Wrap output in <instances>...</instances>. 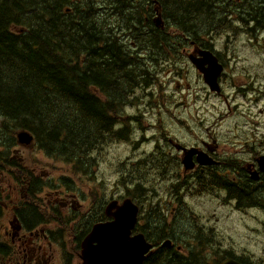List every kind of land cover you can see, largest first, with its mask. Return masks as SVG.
<instances>
[{"label":"trees","instance_id":"16d2710c","mask_svg":"<svg viewBox=\"0 0 264 264\" xmlns=\"http://www.w3.org/2000/svg\"><path fill=\"white\" fill-rule=\"evenodd\" d=\"M102 1L0 0V130L31 133L36 147L48 157L71 166L73 173L86 175L95 169L94 151L129 140V125L133 120L140 124L139 113L129 115L127 108L140 104L135 89L156 81L158 61L179 60L194 45L214 49L213 40L221 29L231 27L227 18L237 10L228 0H157L164 15V28L159 29L150 8L134 7L140 8L136 26L125 20L130 0ZM129 28L131 37L126 32ZM150 104L158 107V97ZM1 142L7 145L6 135ZM169 156L163 147L158 157L155 146L150 159L152 180L167 177L168 169L174 168ZM145 165L141 160L127 172L122 165L118 169L117 180L130 185L136 203L152 193L150 182L137 180L142 174L136 168ZM42 187L38 184L36 190ZM152 222L150 234L161 237L163 230L155 229ZM196 231L200 242L207 243L208 236ZM5 248L0 245V262L7 263ZM205 258L192 253L183 257L165 248L153 251L143 264L220 261Z\"/></svg>","mask_w":264,"mask_h":264},{"label":"flooded vegetation","instance_id":"af4514ba","mask_svg":"<svg viewBox=\"0 0 264 264\" xmlns=\"http://www.w3.org/2000/svg\"><path fill=\"white\" fill-rule=\"evenodd\" d=\"M103 2L95 0L96 4ZM130 2L132 6L128 8L127 12L129 18L125 20L136 26L139 21L135 14L140 8L134 7H145V10L150 8L152 18L156 15L154 9L158 10L155 0H130ZM228 2L231 8L236 7L238 10L234 16L227 18L229 22L237 26L241 38L251 45L257 44L258 34L264 35V0H228ZM146 19L147 12L145 22ZM126 32L131 37L132 29H126ZM203 53L211 54L221 67V72L216 80L217 91L210 90L204 82L202 71L190 59L192 57L193 60L200 61V68L207 69L209 68L208 64L202 61ZM227 54L225 44L219 50L200 49L194 45L187 54L188 86L190 87V81L192 84L199 83L207 95L213 96L215 101L225 106L227 118L232 113L234 116H238L240 126L235 125L233 130L218 139L216 130L202 128L199 124L198 133L192 131L195 138L192 144L187 145L176 142V140H168L169 147L165 148L173 161L171 162L174 166L173 169L177 171H175L174 178H161L158 175V181L165 183L166 187L168 184L173 185L171 191L166 192L168 204L176 202L178 205L177 209L174 208L176 217L173 220L172 229H213L212 227L206 228V224L203 222L202 226L197 223L188 226V218L196 216L193 211L188 209L189 202L185 200L186 197L191 201L197 197H203L207 206H211L214 201L225 205L221 208L233 212L240 224L244 223L243 218L247 220L253 212L259 213L261 217L259 224L261 229L264 228V86L259 84L258 87L252 88L249 83H246L244 84L246 87H244L240 82L228 79L227 68L231 69V67H227V57H232V55ZM230 104L234 108L233 111ZM133 123L137 125L134 120ZM1 137L2 132L0 131V220L6 222L7 226L3 229L5 240L2 238L0 245L6 246L4 252L11 253V256L5 260L7 263L13 262V264H82L81 243L95 224L112 222L122 203L126 199H133L129 193L130 185L118 181L114 187L122 189L121 195L116 198L112 197L105 203L99 204L95 210L90 209L89 212L81 215L77 211L80 200L76 193H62L60 189V193L54 196L51 194L52 189L48 188L43 197H39V199L35 197L36 188L32 189L36 185L37 179L40 180L34 175L35 168H31L25 163L19 155V150L6 149L2 145ZM188 150L191 153L192 168L186 171L183 169L182 161L187 156ZM162 151L163 149L158 147V157ZM3 152L10 153L6 157V162L4 161L5 157H1ZM197 157L204 162V165L198 163ZM13 161L15 162L13 163ZM91 195L98 194L91 191ZM159 195L158 193V197ZM3 196L6 198L5 200L2 199ZM248 196L255 197V200H248ZM48 197H52L53 200L48 201L47 208H43V213L39 215L38 208L42 203H45ZM138 206L140 207V205ZM182 207L183 213H186L187 217L182 215ZM140 219L149 220L140 223ZM151 220L148 214L140 213L139 209L134 229L135 232H137L136 230L142 232L143 229L148 233L147 239L152 243L153 249L165 248L166 246L160 245L161 242L169 241L174 242L173 244L177 245L180 250L191 252L193 243L182 244L187 238L182 239L179 234L172 236L171 233L170 236H166L165 240H159L158 236L150 234L149 223ZM214 220L217 219L214 218ZM158 229L163 228L158 225ZM209 231L212 232L211 236H214V232ZM176 237L179 239L178 241L175 239ZM198 240L202 239L198 237ZM197 243L201 246L205 245V243ZM204 248L219 249V247L213 249L210 246H204ZM2 250L0 249V251ZM214 258V260L217 259V257Z\"/></svg>","mask_w":264,"mask_h":264},{"label":"rangeland","instance_id":"374dc122","mask_svg":"<svg viewBox=\"0 0 264 264\" xmlns=\"http://www.w3.org/2000/svg\"><path fill=\"white\" fill-rule=\"evenodd\" d=\"M70 1L74 2L75 0ZM170 32L174 34L173 30H170ZM217 36L213 40L215 48L217 50L222 49L225 44V50L228 51L227 55H232V57H227V67H231V69L227 68V74L232 75H228V79L240 82L244 87H246L244 85L246 83H249L252 88L258 87L259 84L263 87L264 35L259 33L257 44L254 45L249 44L238 33L234 36L229 35L230 38L227 40L224 35ZM126 39L130 41L127 36ZM151 65L154 66V64ZM187 67L188 59L185 54H182L179 60L166 59L158 61L156 81L150 86L135 89L134 93L135 96H139L140 104L137 107L127 108L129 115L132 112L139 113L140 124L137 126L134 123L129 125L131 128L129 140L108 144L104 148L96 150L93 156H97V167L92 174L73 173L70 166L53 158H48L47 155L35 151L34 147L19 151V155L25 163L29 167L35 168L34 175L41 179H37V183L32 189L34 190L39 183L43 186L39 191L38 189L34 191L35 197H38V199L43 197L45 190L48 188L52 189L51 194L54 196L60 193V189L62 193H76L80 200L77 211L83 215L89 212L90 209L95 210L99 204L105 203L108 199L116 198L123 193L121 188L114 187L119 176L118 169L121 165L123 170L127 172L134 166V162L144 160L146 165L141 170L136 168V172L142 174V178L137 180L143 183L149 182L154 175L150 159H152L156 145L161 149L169 147L167 145L168 140H176V142L190 145L195 141L192 131L198 133L199 124L202 128L207 127L216 130L218 139L233 130L235 125L239 127L238 116H234L232 113L227 118L225 116V106L215 101L216 99L213 96L207 95L199 83L192 84L190 81V87L188 86ZM155 97H158V107L150 104ZM231 109L233 111L234 108L231 107ZM130 121L128 120V124ZM6 137L8 142H12L10 134L7 133ZM173 150L175 152L174 148ZM149 153L150 156L146 157ZM37 162L39 163L37 164ZM175 174L176 172L173 171V177H175ZM150 185L156 189V194L142 203L140 213L149 215V218L153 220L151 226L158 229L159 225L163 228V234L158 237L159 240L166 239V236H170L171 233L175 232L182 239L187 238L182 244L193 243L191 253L195 257L201 255L213 261L215 258L207 257V249L197 243L200 241L195 228L172 229L173 220L176 217L174 211L178 205L176 202L168 204V194L166 192H169V186L166 187L165 183L158 181V178L152 180ZM91 191L97 192L98 195H91ZM158 193L160 194L159 197ZM2 199L5 200L6 198L3 196ZM52 200V197H48L45 203L39 206L37 213L41 215L43 208H47L48 201ZM185 200L189 202L188 209L193 211L196 216L195 218L191 216L188 218V226L194 225L196 219H199L204 224L214 228L212 229L214 236H208L209 242L205 245L213 249L219 247L218 259H222L225 251H232L233 254L236 253L239 257L244 256L248 262L251 260L264 261V228L261 229L260 227L261 217L259 213L253 212L247 220L243 218L244 223L240 224L233 212L221 208L225 205L214 201L211 206H207L203 197H197L193 201L186 197ZM211 213H214V215H211ZM182 215L187 217L186 213ZM214 218L217 220H214ZM146 220L140 219V223H144ZM6 226V222L1 219L0 237L4 240L3 229ZM175 239L179 240L177 237ZM175 246L170 243L165 248L172 251L178 250L180 256L187 257L188 252L180 250L177 245ZM207 261H201L199 264H210Z\"/></svg>","mask_w":264,"mask_h":264},{"label":"water","instance_id":"95a60500","mask_svg":"<svg viewBox=\"0 0 264 264\" xmlns=\"http://www.w3.org/2000/svg\"><path fill=\"white\" fill-rule=\"evenodd\" d=\"M156 25L159 22L156 19ZM190 59L202 71L204 82L211 91H217V77L221 72V67L216 59L208 53H203L202 61L208 64L209 68L201 69V62ZM20 145H30L32 137L26 131H21L17 135ZM190 151L183 160L185 169H190ZM200 164L203 161L198 159ZM137 208L127 202L122 206V210L117 211L114 220L109 223L95 224L89 235L81 243L82 264H143L146 257L151 254L152 244L148 243L142 234L131 236L136 223ZM169 243L167 242L166 245ZM220 264H240L230 259L222 261Z\"/></svg>","mask_w":264,"mask_h":264},{"label":"bare ground","instance_id":"6f19581e","mask_svg":"<svg viewBox=\"0 0 264 264\" xmlns=\"http://www.w3.org/2000/svg\"><path fill=\"white\" fill-rule=\"evenodd\" d=\"M178 251V250H177Z\"/></svg>","mask_w":264,"mask_h":264}]
</instances>
